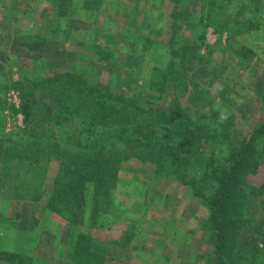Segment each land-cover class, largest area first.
Segmentation results:
<instances>
[{
	"label": "rangeland",
	"instance_id": "rangeland-1",
	"mask_svg": "<svg viewBox=\"0 0 264 264\" xmlns=\"http://www.w3.org/2000/svg\"><path fill=\"white\" fill-rule=\"evenodd\" d=\"M58 73L109 100L87 107L62 93ZM37 76L52 80L14 87ZM153 110L199 124L198 149ZM260 125L264 0H0V264L18 255L77 264L68 251L81 236L105 250V264H215L209 212L181 181L196 176L209 190L200 179L219 174ZM255 143L262 158L245 179L242 214L264 252V140ZM74 155H99L108 172L84 174ZM67 171L74 202L61 197Z\"/></svg>",
	"mask_w": 264,
	"mask_h": 264
},
{
	"label": "trees",
	"instance_id": "trees-1",
	"mask_svg": "<svg viewBox=\"0 0 264 264\" xmlns=\"http://www.w3.org/2000/svg\"><path fill=\"white\" fill-rule=\"evenodd\" d=\"M51 80L52 79L44 80L42 76H37L33 79L26 78L15 82L14 87H24V83H30L25 87L32 85L35 87L34 89H38L39 87L43 88L42 86L50 83ZM54 80H58L59 84L63 85L64 91L62 93L74 94L87 107L93 108L96 104H100V101L103 102L105 99L109 100V97H106L105 94L96 90L94 86H87L83 80H73L72 76L69 74L58 73L55 78L53 77V81ZM51 89H53V87H51ZM31 90H33V88H31ZM30 93L32 92L30 91ZM101 105H103V103ZM111 111L112 112L109 113H112L113 117L118 118L120 121L124 120L122 123L128 127V121L127 119L125 120L126 116L124 114V107L113 105ZM142 113H144V110L139 112L140 117L144 118ZM69 115L76 114L74 112H69ZM153 115V120L158 119L162 126H168L172 131L181 129L186 137L185 147L195 143L192 147L193 152L198 149V141L202 139L201 136L198 137V132L201 128L199 124H196L195 121H192L187 117L181 118L179 115H173L172 113L168 114L161 110H153ZM142 122L144 121H141V123ZM145 125L147 126V123H145ZM219 127L214 126L212 128V132L216 137L221 134L218 130ZM260 139L264 140V125L257 127L251 137L248 140L243 141L237 149L230 151L227 158V165L219 172V174L214 172L200 179L201 182L212 181L209 190L197 187L198 179L196 176L190 179V181H187L188 177H184L185 179H182L183 181H181V183L186 185L193 192L194 196L201 199L203 205L209 212L207 227L215 234V257L217 258L215 264H264V252H261L258 248V242L253 233L249 230L248 222L244 219L242 214L244 202L246 200L244 189L245 179L249 174L255 172L259 160L262 158V156L258 155L255 150V142ZM192 148H189L188 155L185 156L184 159H187L192 154ZM43 151H45V149ZM43 151H38L35 157L41 160L44 156H47L46 154H48V152ZM98 156L99 155L95 157H87L85 155H74L72 161L70 159V165L73 167L74 165L79 167V170L84 174L92 166H95L94 169L96 171L94 173L96 176H100L101 172H104L105 170V164H103L105 161L102 160L101 162H98L96 160ZM146 156L152 159L154 153L150 152ZM100 157L106 159L107 155L102 153L100 154ZM119 158L118 155L115 158H112V160L109 161L111 163L106 166H112L114 169L116 164L119 163ZM184 164L187 165L188 161H184ZM71 171L66 172L68 174L67 180L70 185H65L67 189L62 191L61 197L67 201L70 199L74 202L73 197L79 195V184L77 181L72 187V184L76 180L73 177L72 181L71 176H73L74 172L72 171L73 174H71ZM107 172L108 171L105 170V173ZM165 173H162L161 176ZM172 173L180 175L184 172H180L179 169H176ZM60 182L61 181L58 180L56 175L55 184H60ZM76 205L80 206L79 203H76ZM91 240L92 239L85 236H81L77 243L74 242L70 244L68 258L73 262H77V264H105L108 258L105 250L100 248L95 240H93L94 243L89 242ZM225 251H227V253L222 257ZM26 260H28L27 256H14L11 264H25Z\"/></svg>",
	"mask_w": 264,
	"mask_h": 264
}]
</instances>
